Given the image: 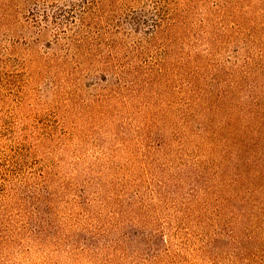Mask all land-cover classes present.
I'll return each instance as SVG.
<instances>
[{"label": "rangeland", "instance_id": "obj_1", "mask_svg": "<svg viewBox=\"0 0 264 264\" xmlns=\"http://www.w3.org/2000/svg\"><path fill=\"white\" fill-rule=\"evenodd\" d=\"M85 3L0 0V264H264V0Z\"/></svg>", "mask_w": 264, "mask_h": 264}, {"label": "trees", "instance_id": "obj_2", "mask_svg": "<svg viewBox=\"0 0 264 264\" xmlns=\"http://www.w3.org/2000/svg\"><path fill=\"white\" fill-rule=\"evenodd\" d=\"M84 10L80 11L75 17L78 26L74 32H82L84 28L90 32H104L105 28H100L99 24L103 19H111L110 23L118 24L116 29L127 25L131 32H140L146 22L147 4L151 2L152 13L155 17L154 26L151 32H187V20L195 14L202 12L205 6V0H85ZM216 5L211 9L212 14L220 12L225 5V0H214ZM209 10H206L207 20ZM125 17L126 23L119 21V17ZM90 20H96L97 23H87ZM203 23L201 20L200 24ZM119 27V28H117ZM126 29V28H125ZM121 30L119 32H124ZM205 32V31H203ZM98 66V65H97ZM16 155L19 156L17 153Z\"/></svg>", "mask_w": 264, "mask_h": 264}]
</instances>
